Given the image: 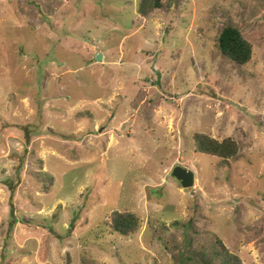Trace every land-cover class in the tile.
<instances>
[{"label": "rangeland", "instance_id": "1", "mask_svg": "<svg viewBox=\"0 0 264 264\" xmlns=\"http://www.w3.org/2000/svg\"><path fill=\"white\" fill-rule=\"evenodd\" d=\"M138 2L0 0V264H225L215 238L264 264V0ZM227 25L248 64L218 52Z\"/></svg>", "mask_w": 264, "mask_h": 264}, {"label": "trees", "instance_id": "2", "mask_svg": "<svg viewBox=\"0 0 264 264\" xmlns=\"http://www.w3.org/2000/svg\"><path fill=\"white\" fill-rule=\"evenodd\" d=\"M162 9V0H139L138 13L142 17H148L156 11ZM216 46L221 56L232 63L243 66L248 64L252 58V46L243 37L241 32L227 25L219 32L216 39ZM193 143L195 151L199 154H204L227 161L236 157L238 153V145L231 138H225L217 141L209 135L203 133H195L193 135ZM111 230L121 236H127L134 232L139 227L138 217L130 212L114 211L110 216ZM215 243L218 246V251L213 252V257H222L225 264H241L238 257L228 252L219 238H215ZM192 257H187L188 260L194 259L196 264H212L213 258L207 257L204 253H195ZM83 264H94L93 262L84 261Z\"/></svg>", "mask_w": 264, "mask_h": 264}, {"label": "water", "instance_id": "3", "mask_svg": "<svg viewBox=\"0 0 264 264\" xmlns=\"http://www.w3.org/2000/svg\"><path fill=\"white\" fill-rule=\"evenodd\" d=\"M102 60V55L98 54L95 57L96 62ZM171 176L180 183V186L184 189L191 188L194 184V174L192 171L183 167L177 166L171 172Z\"/></svg>", "mask_w": 264, "mask_h": 264}]
</instances>
